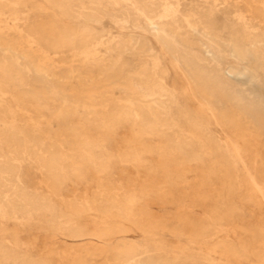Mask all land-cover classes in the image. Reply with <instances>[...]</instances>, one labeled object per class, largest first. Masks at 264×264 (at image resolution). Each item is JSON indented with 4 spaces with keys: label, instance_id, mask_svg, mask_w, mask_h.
Segmentation results:
<instances>
[{
    "label": "rangeland",
    "instance_id": "obj_1",
    "mask_svg": "<svg viewBox=\"0 0 264 264\" xmlns=\"http://www.w3.org/2000/svg\"><path fill=\"white\" fill-rule=\"evenodd\" d=\"M0 167V264H264V0H0Z\"/></svg>",
    "mask_w": 264,
    "mask_h": 264
},
{
    "label": "bare ground",
    "instance_id": "obj_2",
    "mask_svg": "<svg viewBox=\"0 0 264 264\" xmlns=\"http://www.w3.org/2000/svg\"><path fill=\"white\" fill-rule=\"evenodd\" d=\"M114 1H118V0H114ZM126 1V0H125ZM131 1H133V0H131ZM34 2V1H33ZM33 4V3H32ZM84 5V4H83ZM82 5V6H83ZM96 7H99V5L97 4V5H95ZM133 6V5H132ZM84 7V6H83ZM142 15V14H141ZM148 17V16H147ZM146 18V17H145ZM147 20V19H146ZM149 21V20H148ZM150 22H152V21H150ZM50 34H53V35H56V36H59V37H62V38H66V37H69L70 36V32L68 31V30H66V29H64V28H61V27H58V26H53V28H52V30H51V32H49ZM76 37V36H75ZM141 49V48H140ZM140 52V51H139ZM207 53V52H206ZM205 53V54H206ZM149 54V53H148ZM142 63V62H141ZM138 64V63H137ZM143 64V63H142ZM184 64H185V69H183V70H181V73H182V75H183V77L185 78V80L188 82V84H190L191 83V81L195 84V86H196V88L198 89V91L199 92H201L207 99H212L213 100V98H215V97H217V95L219 96L218 98H220V100H223L224 102H229V103H232V105L233 106H238L239 104H240V102L241 101H243L244 100V98L242 97V96H238V95H236V94H234L233 92H229V93H227L226 91H225V89H226V87L223 85V82H222V80L219 78V76H218V72H217V70L216 69H214L213 67H209V66H206V65H203V64H200V63H198V62H194V61H185L184 62ZM139 68V67H138ZM179 69H180V67H179ZM120 70L119 71H117V72H115V73H113V74H110V75H108V76H106L105 78H103V80L102 81H104V82H106V81H108L110 78H115L116 79V81L118 82L119 81V78H120ZM230 74H232L233 75V77H237V76H241V75H243L244 74V71L243 70H238V71H236V72H230V71H228ZM138 73V72H137ZM140 73V72H139ZM141 75H142V73H141ZM140 75V76H141ZM143 79H148V77L145 75V74H143ZM129 81H130V79L128 80V85H129ZM158 82V81H157ZM187 84V83H186ZM61 86H62V84H60ZM130 87V86H129ZM72 87H71V85H69L67 88H64V92H63V99L65 100V102H67L68 100H67V95L66 94H64L67 90H69V89H71ZM153 88V87H152ZM161 88H162V86H161ZM130 89V88H129ZM133 89H134V87H133ZM150 89V88H149ZM159 89V88H158ZM161 90V89H160ZM164 90V89H163ZM129 91H131V89L129 90ZM150 90H148V92H149ZM151 92V91H150ZM33 95V94H32ZM154 95V94H153ZM61 96V97H62ZM152 96V95H151ZM142 97V96H141ZM140 97V98H141ZM144 97V96H143ZM153 97V96H152ZM152 97H150V98H152ZM156 97V96H155ZM140 105V104H139ZM246 108H248V106H246V104L244 103L243 104ZM63 108V107H62ZM250 109V108H249ZM253 110V109H252ZM198 111V110H197ZM232 112H234V111H232ZM231 112V113H232ZM126 113H129V110H126ZM229 113H230V111H229ZM121 115V111L120 110H116V111H113L112 112V116H113V118H114V122L112 123V126H115L116 125V122H117V120H118V118H119V116ZM126 115V114H125ZM159 115V114H158ZM227 115V114H226ZM231 115V114H230ZM103 116V115H102ZM238 117V116H237ZM127 118V117H126ZM142 119V118H141ZM232 122L234 123L237 119H236V116H235V114L233 113L232 114ZM107 121V120H106ZM188 121V120H187ZM239 121V120H238ZM241 122V121H240ZM124 123H126V122H124ZM242 124V123H241ZM242 127V126H241ZM245 127V126H244ZM114 129V128H113ZM198 129V128H197ZM196 131V130H195ZM201 131V130H200ZM164 134H165V132H164ZM162 135V134H161ZM207 135V134H206ZM10 136V135H9ZM185 137V136H184ZM4 138V137H3ZM131 140V139H130ZM209 141V140H208ZM13 142V141H12ZM15 142V141H14ZM78 145H77V147L80 149V156H79V159L80 160H77V161H75V163H77L78 165H79V167L78 168H76V169H74V170H72V171H74V173H75V175H78V176H83V175H85L87 172H88V170H89V156H90V154H91V152L93 151V149H94V143H93V140H91L90 138H88L87 137V135L83 132V133H81V137H80V139H79V141H78V143H77ZM132 144V143H131ZM211 144V143H210ZM137 145V144H136ZM128 146V145H127ZM133 146H135V145H133ZM140 146V145H139ZM139 146H138V148H139ZM97 147V146H96ZM221 147V146H220ZM129 148V147H128ZM142 148V147H141ZM140 148V149H141ZM143 150H144V148H143ZM142 150V151H143ZM220 150V149H219ZM222 150V149H221ZM131 152V151H130ZM133 152V151H132ZM139 153H141L140 151H138ZM146 152H148V151H146ZM134 153V152H133ZM224 153V152H223ZM219 155V154H218ZM226 155V154H225ZM32 156V155H31ZM132 157V156H131ZM7 158V157H6ZM31 158V157H30ZM128 158H129V156H128ZM135 158V157H134ZM182 159H184V156H183V158ZM15 160V159H14ZM42 161V160H41ZM69 161H72L71 159H70V154L69 153H61L57 158H56V161L54 162V171H53V173H55V176H57V177H60V176H62L64 173H65V171H66V168L67 167H70L71 165H70V163H69ZM74 161V160H73ZM109 161V160H108ZM216 161V160H215ZM15 162V161H14ZM19 162V161H18ZM182 162H183V160H182ZM17 164V163H16ZM183 164V163H182ZM185 164V163H184ZM228 164H229V162H228ZM17 165H19V164H17ZM140 164H138V166H139ZM219 165H221V163L219 164ZM16 166V165H15ZM76 166V165H75ZM101 166V165H100ZM185 167H187L186 165H184ZM189 166V165H188ZM228 166V165H227ZM77 167V166H76ZM1 168V167H0ZM228 168H229V166H228ZM226 170V169H225ZM12 171V170H11ZM227 171V170H226ZM208 173H209V171H208ZM221 173V172H220ZM6 174V173H5ZM4 174V175H5ZM8 174V173H7ZM10 174H12V173H10ZM229 174V173H228ZM225 175V174H224ZM18 176V175H17ZM63 178V177H62ZM229 178V177H228ZM81 179V178H80ZM205 179V178H204ZM215 179V178H214ZM261 180V179H260ZM17 181V180H16ZM207 181H209V180H207ZM216 181V180H215ZM218 181V180H217ZM221 181V180H220ZM230 181V180H229ZM258 180H256V182H257ZM12 183V182H11ZM10 183V184H11ZM210 183V182H209ZM255 183V182H254ZM19 184H20V182H19ZM221 184V183H220ZM228 184V183H227ZM257 184H258V182H257ZM17 185V184H16ZM259 185V184H258ZM192 186V185H191ZM190 186V187H191ZM228 186V185H227ZM9 187V186H8ZM11 187V186H10ZM60 187V186H59ZM206 187V186H205ZM220 187V186H219ZM224 187V186H223ZM222 187V188H223ZM12 188V187H11ZM257 188V187H256ZM235 189V188H234ZM237 190V189H236ZM248 190V189H247ZM11 191V190H10ZM15 192H16V190H14ZM21 191V190H20ZM19 191V192H20ZM190 191H191V189H190ZM229 191V190H228ZM259 191V190H258ZM22 192V191H21ZM220 192H221V190H220ZM260 193V192H259ZM8 194V193H7ZM221 194V193H220ZM18 194L16 193V196H17ZM20 195H23V194H20ZM196 195H197V193H196ZM204 195V194H203ZM209 195V194H208ZM260 195H261V193H260ZM192 196H193V194H192ZM262 196V195H261ZM22 197V196H21ZM8 198V197H7ZM216 198V197H215ZM221 198V197H220ZM10 200H12V198H9ZM24 199V198H23ZM30 199V198H29ZM209 199V198H208ZM22 200V199H21ZM20 200V201H21ZM51 200H53V199H51ZM205 200V199H204ZM24 201V200H23ZM206 201V200H205ZM208 201V200H207ZM263 201V200H262ZM8 202V201H7ZM13 202H15V201H13ZM13 202H12V204H13ZM22 202V201H21ZM3 203V202H2ZM5 203V202H4ZM28 203V202H27ZM200 203V202H199ZM262 203H264V202H262ZM26 204V203H25ZM21 205V204H20ZM12 206H14V205H12ZM209 208V207H208ZM219 208V207H218ZM215 209V208H214ZM222 210V209H221ZM233 210V209H232ZM208 211V210H207ZM229 211H231V209H229ZM134 213V212H133ZM186 213V212H185ZM213 214V213H212ZM236 214V213H235ZM185 216V215H184ZM223 216V215H222ZM211 217V216H210ZM187 218V217H186ZM192 218V217H191ZM230 218V217H229ZM178 219V218H177ZM214 220V219H213ZM184 222V221H183ZM216 222V221H215ZM61 223V222H60ZM194 223V222H193ZM192 223V224H193ZM32 224V223H31ZM189 225V224H188ZM197 225V224H196ZM197 228V227H196ZM83 229H86V228H83ZM101 229V228H100ZM99 229V230H100ZM193 229V228H192ZM195 229V228H194ZM200 229V228H199ZM203 229V228H202ZM201 229V230H202ZM86 230H88V229H86ZM106 230V229H105ZM248 230V229H247ZM180 231V230H179ZM196 231H198V229H196ZM206 231V230H205ZM91 232V231H90ZM110 232V231H109ZM201 232H203V231H201ZM66 233V232H65ZM98 233H101V231L100 232H98ZM179 233V232H178ZM197 233V232H196ZM204 233V232H203ZM17 234V233H16ZM111 234V236L113 235L112 233H110ZM191 234V233H190ZM208 234V233H207ZM263 234V233H262ZM261 234V235H262ZM19 235V234H18ZM63 235V234H62ZM100 235V234H99ZM109 235V234H108ZM107 235V236H108ZM200 236H201V234H199ZM103 236H104V234H103ZM106 236V235H105ZM110 235H109V237L108 238H110L111 237ZM190 236V235H189ZM98 237V236H97ZM199 237V236H198ZM205 237H206V235H205ZM95 238V237H94ZM103 238V237H102ZM107 237L106 238H104V239H108ZM112 238V237H111ZM261 238V237H260ZM100 239V238H99ZM191 239V238H190ZM259 239V238H258ZM15 240V239H14ZM196 240V239H195ZM17 241V240H16ZM109 241V240H108ZM105 242V241H104ZM108 243V242H107ZM262 243H263V241H262ZM218 245V244H217ZM222 245V244H221ZM226 245V244H225ZM259 245H261V244H259ZM264 245V244H263ZM97 246V245H96ZM227 247V246H226ZM225 247V248H226ZM9 248V247H8ZM103 248H105V247H102V249ZM263 248V247H262ZM97 249V248H96ZM224 249V248H223ZM101 250V249H100ZM226 250V249H225ZM224 250V251H225ZM264 250V249H263ZM230 251H231V249H230ZM260 251H261V248H260ZM261 253H262V251H261ZM263 253H264V251H263ZM237 254V253H236ZM159 255V254H158ZM239 255V254H238ZM241 256V255H240ZM47 257V256H46ZM237 258V257H236ZM17 259V258H16ZM191 259V258H190ZM193 259V258H192ZM197 259H198V257H197ZM196 259V260H197ZM175 260H177V259H175ZM188 260V259H187ZM184 261V260H183ZM203 262V261H202ZM195 264V263H194Z\"/></svg>",
    "mask_w": 264,
    "mask_h": 264
}]
</instances>
